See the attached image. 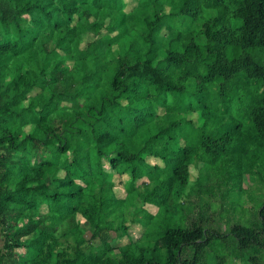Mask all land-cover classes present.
Masks as SVG:
<instances>
[{
    "label": "trees",
    "instance_id": "trees-1",
    "mask_svg": "<svg viewBox=\"0 0 264 264\" xmlns=\"http://www.w3.org/2000/svg\"><path fill=\"white\" fill-rule=\"evenodd\" d=\"M251 50H264V0H0V264H264V204L221 233L189 201L198 141L211 156L235 150L219 97L241 73L260 82L249 144L264 149ZM115 175L128 176L120 200ZM112 200L156 209L117 253L127 227ZM216 243L229 251L206 262Z\"/></svg>",
    "mask_w": 264,
    "mask_h": 264
},
{
    "label": "rangeland",
    "instance_id": "rangeland-1",
    "mask_svg": "<svg viewBox=\"0 0 264 264\" xmlns=\"http://www.w3.org/2000/svg\"><path fill=\"white\" fill-rule=\"evenodd\" d=\"M249 53L256 60L264 62V50H251ZM260 92V82L247 79L243 73L229 81L226 95H221L219 97V100L225 103H219V115L220 118L227 117L225 120L226 123L230 125H239L238 130L234 134V142L231 146H228L233 147L235 150L233 152L231 150L230 152L225 150V153L223 154H214V156H211L203 152L202 148H200V141H198L196 144L198 145V150H196L195 154L192 156V165L189 168L191 174V187H189V192L190 190L195 192V188L197 189L195 196L189 197V201L194 204V207H196L193 217L196 216V218H199L198 211L200 209L207 210L205 215L212 220L210 225L221 233H225L234 223L246 224L247 222L253 223L256 221L255 218L257 219V211L264 204V149L249 144V138L254 136V131L251 129L252 124L249 117V110L252 101L257 98ZM228 98L229 102L227 103L226 100ZM228 104L229 112L227 113V107L224 105ZM191 118H194L195 120L196 117L195 115H192ZM207 130L210 131L208 127ZM196 145H193V147ZM248 145L250 151L247 155L240 158V154L242 153L239 154L237 147H246ZM256 159H258L259 162H256ZM149 162L155 164L158 161L149 159ZM246 168H252V171L247 172L244 175L242 174L241 181L240 173L245 172ZM104 169L111 171L107 166H104ZM59 175L62 176V174ZM198 177L200 178L199 184L196 185ZM127 179V175L120 177L115 175L112 178L115 182L114 191L118 195H115L118 200L124 195L122 184ZM143 182H146L145 178L137 181L138 185ZM124 186L130 188L128 183H125ZM134 193L135 200L139 202L142 200L140 196H146L147 194H151L152 198L157 200V195L153 194L152 190H145L144 192L139 190ZM240 193L242 194L240 195ZM111 204L112 208H108V212H112L111 217L116 219L118 225L121 226L122 224L127 227V230L123 233L125 236L118 237L117 232L115 233L116 240L114 241V248H116L115 252L117 253V248L129 244L130 240L133 241V244L139 242L137 240L144 232V229L141 226L144 223L142 218L145 217L146 220H148L151 215H153L151 220H154L153 212L156 209L146 205L141 207V210H136V208H134L136 204L133 208H129V206L123 202L115 208L113 200L111 201ZM204 204H206L207 207ZM143 209L148 212L149 215H146ZM134 213L136 214V217L133 216ZM78 218L82 224L86 225V222L82 218ZM202 219L203 218L200 217V221H203ZM155 222L156 223L153 224L152 228L153 236L150 239L153 244H155L157 235L164 226V223L161 220H155ZM259 223H261V221H259ZM183 225L187 226L186 223ZM87 235H90L89 231L87 232ZM0 244L2 246V239H0ZM143 244L146 245V241H144ZM188 250L192 254V249L189 248ZM228 251L229 248L224 249L216 243V246L213 249L211 248L205 252L204 258L206 262H214L213 257L215 255L227 253ZM19 252L23 253L21 250H16V253ZM248 255L253 256V253L248 252L246 257ZM230 264L242 263L241 260H235Z\"/></svg>",
    "mask_w": 264,
    "mask_h": 264
}]
</instances>
